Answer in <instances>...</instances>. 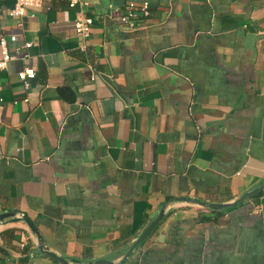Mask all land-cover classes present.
Returning a JSON list of instances; mask_svg holds the SVG:
<instances>
[{
    "label": "crops",
    "instance_id": "1",
    "mask_svg": "<svg viewBox=\"0 0 264 264\" xmlns=\"http://www.w3.org/2000/svg\"><path fill=\"white\" fill-rule=\"evenodd\" d=\"M70 1L0 0V264H62L20 214L77 264H264V199L197 201L264 183V0Z\"/></svg>",
    "mask_w": 264,
    "mask_h": 264
},
{
    "label": "built area",
    "instance_id": "2",
    "mask_svg": "<svg viewBox=\"0 0 264 264\" xmlns=\"http://www.w3.org/2000/svg\"><path fill=\"white\" fill-rule=\"evenodd\" d=\"M80 3L85 7L90 5L88 0H71L70 5L75 6V4ZM37 0H15L14 5L9 9V15L12 17H24L26 16L27 9L30 6L37 5ZM137 5L133 1H129V10L123 16L122 20L131 26H134L138 23L139 15H143L144 17L150 14V4L147 0H144L143 3L139 6V10L137 11ZM140 13V14H139ZM140 22V21H139ZM94 24V18L89 13H83L79 18L75 20V28L77 33L82 37H88L91 34L92 26ZM17 37L15 35L11 36V40L15 41ZM32 42H26L25 46L30 47ZM15 56L10 52L8 48V40L5 37L0 38V68H4L8 65V63L13 60ZM36 74L35 69L33 68H25L22 69L18 76L22 80H26L28 78L34 77ZM20 217H23L20 214Z\"/></svg>",
    "mask_w": 264,
    "mask_h": 264
},
{
    "label": "water",
    "instance_id": "3",
    "mask_svg": "<svg viewBox=\"0 0 264 264\" xmlns=\"http://www.w3.org/2000/svg\"><path fill=\"white\" fill-rule=\"evenodd\" d=\"M264 190V183L260 186L245 192L238 198V200L231 202V203H217V202H207L202 200H197L202 205L214 208V209H222V208H228L237 204H241L244 200L253 198L259 193H261ZM14 215V212H4L0 214V221L4 220L6 217ZM164 217V208L161 210L160 214L147 226V228L142 232V234L135 240V242L131 245L129 250L126 252L123 261H125L133 252V250L142 242L144 241L150 233L156 228V226L160 223V221ZM23 219L27 222V224L30 226L32 231L38 235L40 238L39 247L45 255L49 256L50 258L61 262L62 264H77V262H69V260L65 259L64 257L50 251L43 243V240L41 238L40 232L38 231V228L36 224L32 221V219L24 214ZM111 264L112 262L106 259H98L95 261L94 264Z\"/></svg>",
    "mask_w": 264,
    "mask_h": 264
},
{
    "label": "trees",
    "instance_id": "4",
    "mask_svg": "<svg viewBox=\"0 0 264 264\" xmlns=\"http://www.w3.org/2000/svg\"><path fill=\"white\" fill-rule=\"evenodd\" d=\"M263 199H264V190L255 197H253V200L258 204H261L263 202Z\"/></svg>",
    "mask_w": 264,
    "mask_h": 264
}]
</instances>
